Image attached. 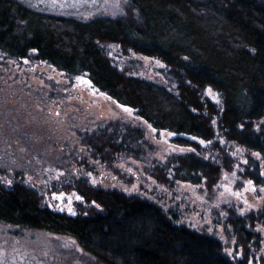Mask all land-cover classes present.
Returning a JSON list of instances; mask_svg holds the SVG:
<instances>
[{
	"label": "trees",
	"instance_id": "obj_1",
	"mask_svg": "<svg viewBox=\"0 0 264 264\" xmlns=\"http://www.w3.org/2000/svg\"><path fill=\"white\" fill-rule=\"evenodd\" d=\"M111 44L163 61L175 90L120 69L107 51ZM0 51L47 62L69 76L87 74L98 90L154 128L176 133L175 142L195 151L151 163L148 172L162 185L204 182L213 190L235 162L220 137L264 156V0H127L123 14L87 18L31 0H0ZM208 87L220 93L222 105L206 96ZM81 141L116 174L119 158L143 159L154 148L142 127L116 119L81 133ZM242 173L264 183L253 157ZM66 189L89 207L81 204L79 213L68 214L45 203L36 187L0 179V221L70 236L88 254V264H250L261 244L254 227L262 213L231 211L243 253L235 260L219 238L177 223L139 194L87 177ZM259 262L264 264V256Z\"/></svg>",
	"mask_w": 264,
	"mask_h": 264
},
{
	"label": "rangeland",
	"instance_id": "obj_2",
	"mask_svg": "<svg viewBox=\"0 0 264 264\" xmlns=\"http://www.w3.org/2000/svg\"><path fill=\"white\" fill-rule=\"evenodd\" d=\"M31 1L52 12L82 18L98 13L123 14L127 5V0ZM107 51L120 69L175 90L168 66L160 59L134 51L126 54L119 44L107 46ZM77 77L90 80L87 74L69 76L47 62L12 58L0 51V179L6 183L8 180L28 183L40 191L50 207L72 215L80 212L81 204L89 207L84 200L75 198L76 191L66 189L77 178L87 177L103 187L139 194L160 204L177 223L219 238L224 251L235 260L243 253L229 220L231 211L240 216L262 213V221L254 227L261 234V244L250 261V264H260L259 259L264 256V183L257 184L242 172L253 157L264 176V156L220 137L235 162L233 170L222 172L213 190H208L204 182L178 181L173 187L162 185L149 174L151 163L164 162L170 155L192 148L175 142L176 133L154 128L133 108L120 107L121 103L86 80L78 81ZM209 88L206 96L222 105L220 93L211 88L209 94ZM111 119L142 127L154 146L143 159L119 158L114 167L121 174L94 159L81 141V133ZM249 180L254 182L255 190L247 184ZM53 192L69 194L71 203L66 196L61 204L53 198ZM88 260V254L70 236L0 221V264H88Z\"/></svg>",
	"mask_w": 264,
	"mask_h": 264
},
{
	"label": "snow or ice",
	"instance_id": "obj_3",
	"mask_svg": "<svg viewBox=\"0 0 264 264\" xmlns=\"http://www.w3.org/2000/svg\"><path fill=\"white\" fill-rule=\"evenodd\" d=\"M33 51H36V50L33 49ZM76 79H77L78 81H81V82H84V81L86 80V82H87L89 85H92V81H91V80H87V78H85V77H77ZM209 94H211V88H209ZM117 103H119V102L117 101ZM120 107H122V108H126V110H131V109H127V107H126L125 105H123V104H121ZM241 127H243V125H241ZM154 131H155V129H154ZM170 134H171V133H170ZM172 135H174V134H172ZM201 142H202V143H210V141H201ZM192 151H195V149H192ZM253 155L259 156L260 154H259V153H253ZM245 163H247V161H245ZM237 167H238V166H237ZM7 183L10 185V184L12 183V181H11V180H8ZM247 184H249V185H253V190H255V188H254V182H253V181L249 180V181H247ZM237 194H238V193H237ZM52 196H53L54 199L59 200L61 204L64 203V201H65V197L67 196V197H68V203H71V196H70L69 194H67V193H63V192L56 193V192H53V193H52ZM75 198H76V199H79V200H83V197L80 196V195H78V194L76 195ZM95 203H96V202L93 201V204H95ZM97 206H99V205H97ZM61 210H63V209H61ZM68 210H69V211H72L71 208H69ZM229 251H231V250H229ZM238 254H239V253H238Z\"/></svg>",
	"mask_w": 264,
	"mask_h": 264
}]
</instances>
